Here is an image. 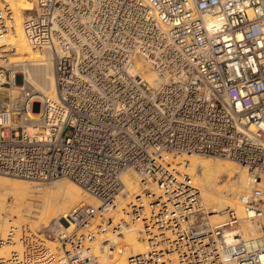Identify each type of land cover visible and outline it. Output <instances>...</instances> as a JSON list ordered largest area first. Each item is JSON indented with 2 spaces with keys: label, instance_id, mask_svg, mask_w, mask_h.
Here are the masks:
<instances>
[{
  "label": "built area",
  "instance_id": "built-area-1",
  "mask_svg": "<svg viewBox=\"0 0 264 264\" xmlns=\"http://www.w3.org/2000/svg\"><path fill=\"white\" fill-rule=\"evenodd\" d=\"M23 29L52 55L56 97L14 93V9L0 0V175L69 178L99 203L76 205L66 227H10L0 264H100L119 251L105 232L138 223L146 248L129 264H264L236 208L213 223L173 169L187 154L242 166L240 202L264 238V0H34ZM130 170L139 192L119 210Z\"/></svg>",
  "mask_w": 264,
  "mask_h": 264
},
{
  "label": "bare ground",
  "instance_id": "bare-ground-1",
  "mask_svg": "<svg viewBox=\"0 0 264 264\" xmlns=\"http://www.w3.org/2000/svg\"><path fill=\"white\" fill-rule=\"evenodd\" d=\"M9 1L14 9V33L8 38V42L13 45V53L10 55L12 61L21 65L22 73L26 74L24 84L17 85L21 77L18 76L14 88L20 90L22 86H30L35 94L33 99H42L45 96L55 98L56 81L52 55L35 50L23 29L24 17L28 11L33 10L34 0ZM141 71L150 80L157 77L156 71L149 65L141 68ZM216 158L187 154L181 157L179 162L173 161L175 163L173 169L182 176L186 175L191 179L192 184L200 188L202 198L212 212L210 219L213 223H218L222 219L219 214L222 208L235 207L239 218L243 221L242 228L245 230L247 240L264 244V238H260L261 225L258 219L248 218L240 202L241 195L246 191L247 186L246 170L233 164L234 161L230 163ZM123 180L125 182L124 196L120 199L119 210L125 207L128 198L134 197L139 192L137 175L133 171L125 173ZM83 201L94 205L99 203L76 182L68 178L55 180L53 186L48 188L26 179L0 175V238L6 235L3 233L8 231L9 226L20 228L29 221L36 222L41 210L45 213V222L55 218L64 222L72 209ZM4 214L10 215V218L8 219V216ZM122 215H124L122 212L117 213L116 220ZM14 216L17 217L15 220ZM63 222L59 225L66 227L67 225ZM140 227V223L135 226L130 225L122 231L121 237L113 236L106 231L103 236L118 242L119 251L113 252V256L103 253L100 256L102 264H129L130 254L144 251L146 246L139 240ZM99 246L98 240L95 242L97 252L100 250ZM11 247L13 246L10 244L0 245V256L5 254L3 253L5 249L8 251Z\"/></svg>",
  "mask_w": 264,
  "mask_h": 264
},
{
  "label": "rangeland",
  "instance_id": "rangeland-1",
  "mask_svg": "<svg viewBox=\"0 0 264 264\" xmlns=\"http://www.w3.org/2000/svg\"><path fill=\"white\" fill-rule=\"evenodd\" d=\"M17 65H20V64H17ZM20 67H21V65H20ZM25 75L26 74H23V76H21L20 77V81L17 83V85L18 86H21L22 85V83H23V81H25ZM24 84V83H23ZM14 93L15 94H18L19 93V90L18 89H15V91H14ZM40 108H41V102H39V101H35L34 103H33V107H32V110H33V112H39L40 111ZM200 156V155H199ZM204 157H209V156H204ZM179 158V157H178ZM180 159L181 158H179L178 159V162L180 161ZM216 159H219V160H222V161H226V162H233V161H230V160H227V159H224V158H219V157H217ZM233 164H236V165H238V166H240L239 164H237V163H235V162H233ZM242 169H244L242 166H240ZM1 176H6V177H9V178H17V177H12V176H7V175H1ZM59 179H67V178H59ZM69 179V178H68ZM56 180H58V179H56ZM71 180V179H70ZM30 182H34V181H30ZM54 182H55V180L54 181H52V182H50V183H38V184H41V185H44L45 187H48V188H50V187H52L53 186V184H54ZM35 183H37V182H35ZM139 190V189H138ZM138 192V191H137ZM137 192H135V193H137ZM131 198V197H130ZM130 198H128V199H130ZM11 200V199H10ZM127 203V202H126ZM40 211V210H39ZM4 216H8L7 218L9 219L10 218V215H5L4 214ZM39 218L36 220V222H34V223H32L31 221H29V223H26V224H24V225H29V226H31V228L32 229H34V230H36V231H38V232H45L46 231V228H48V229H50L51 227L53 228V227H57V226H59V223L61 222H63V220H60V219H57V218H55V219H51V220H49L48 222H45V218H44V216H45V213H44V211H40L39 212ZM17 217L16 216H14L13 217V219L15 220ZM61 226V225H60ZM11 226H9V228H10ZM9 228H8V230H9ZM8 231H5L3 234L5 235L6 233H7ZM2 234V235H3ZM11 248H9V250H10ZM7 249H5V251L3 252V253H7L8 251H6ZM100 264H102V261H101V259H100Z\"/></svg>",
  "mask_w": 264,
  "mask_h": 264
}]
</instances>
